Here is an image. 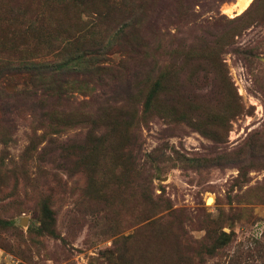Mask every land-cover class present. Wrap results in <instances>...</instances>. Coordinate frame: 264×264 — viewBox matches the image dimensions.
Listing matches in <instances>:
<instances>
[{
  "label": "rangeland",
  "instance_id": "rangeland-1",
  "mask_svg": "<svg viewBox=\"0 0 264 264\" xmlns=\"http://www.w3.org/2000/svg\"><path fill=\"white\" fill-rule=\"evenodd\" d=\"M244 1L0 0V23L49 30L0 54L19 92L0 95V264H264V0Z\"/></svg>",
  "mask_w": 264,
  "mask_h": 264
},
{
  "label": "trees",
  "instance_id": "trees-1",
  "mask_svg": "<svg viewBox=\"0 0 264 264\" xmlns=\"http://www.w3.org/2000/svg\"><path fill=\"white\" fill-rule=\"evenodd\" d=\"M76 1H78V0H76ZM70 4H72V3H70ZM50 10L56 12L55 8H51ZM42 20L45 23V19L42 18ZM27 23H29V22H27V21L24 22V21L20 20L17 15L9 16V19L4 21L3 23H0V54H2L3 52H6L7 54H9L8 52H10V53L13 52L14 55H25L29 52L28 45H29L30 33L32 31H37L39 29L48 30L45 27V25L41 26L39 22L35 21V22H31L30 24H27ZM56 27H57L56 23L49 25V29H52V30H54ZM51 33H52V31H51ZM51 36H53V35H51ZM55 40L58 41L59 43H61L65 47V46H69V42L71 41V38L69 36L68 37L57 36L55 38ZM201 43H202V41L197 43V44L190 45L189 51L192 52L194 55L192 57L184 60L183 63H185V65H187V64L201 65L207 61L205 53H207L208 50H207V47ZM183 48H185V46ZM34 51H35V53H37L38 48H36ZM38 54H40L42 57L41 52ZM48 54H50V52H48L47 54H43V56L48 55ZM33 55H36V54H33ZM31 63H34V62H31ZM106 69H108V68H105L103 70H106ZM54 70H57V69H54ZM0 93H1L0 95H7V96H10V95L17 96L19 94V92L8 93L7 89L6 88L3 89L2 87H0ZM14 93H15V95H14ZM23 93L29 94L30 92H28V93L23 92ZM115 109H124V106L116 108V106L105 105V107L103 106V108L100 109L99 111H101V114H104V113L106 114V113H108L112 110H115ZM53 111L54 110L52 109L51 113H53ZM82 116H84V114ZM100 118H101V120L100 119L99 120L102 121L103 116L101 115ZM96 120L97 119H95V121ZM123 125H124L123 121L116 123V126L120 127V128L123 127ZM99 126H100V122H99ZM92 143L93 144L89 147V152L92 156H97L99 154V155H102V157H103V156L108 155L109 152H111V154H112V150L111 151L109 150V152H108L109 148H106L104 146V144L107 143L105 136L98 137V138H97V136H95L94 139L92 140ZM86 149L88 150V147ZM111 149H112V147H111ZM116 157H119V159H122V160L130 158V156L129 155L127 156L125 153L117 155Z\"/></svg>",
  "mask_w": 264,
  "mask_h": 264
},
{
  "label": "bare ground",
  "instance_id": "bare-ground-1",
  "mask_svg": "<svg viewBox=\"0 0 264 264\" xmlns=\"http://www.w3.org/2000/svg\"><path fill=\"white\" fill-rule=\"evenodd\" d=\"M250 2H251V0H247V1L242 2V9L240 8L241 11L245 10L249 6Z\"/></svg>",
  "mask_w": 264,
  "mask_h": 264
},
{
  "label": "water",
  "instance_id": "water-1",
  "mask_svg": "<svg viewBox=\"0 0 264 264\" xmlns=\"http://www.w3.org/2000/svg\"><path fill=\"white\" fill-rule=\"evenodd\" d=\"M25 222H26V221L24 220L22 223L25 224Z\"/></svg>",
  "mask_w": 264,
  "mask_h": 264
}]
</instances>
